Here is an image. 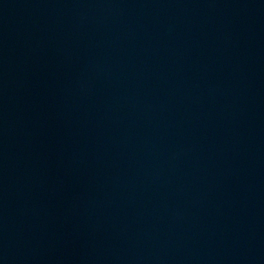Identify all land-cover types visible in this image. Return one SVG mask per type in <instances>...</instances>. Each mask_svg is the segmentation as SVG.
<instances>
[{
    "label": "water",
    "instance_id": "obj_1",
    "mask_svg": "<svg viewBox=\"0 0 264 264\" xmlns=\"http://www.w3.org/2000/svg\"><path fill=\"white\" fill-rule=\"evenodd\" d=\"M0 216L264 264V0H0Z\"/></svg>",
    "mask_w": 264,
    "mask_h": 264
}]
</instances>
